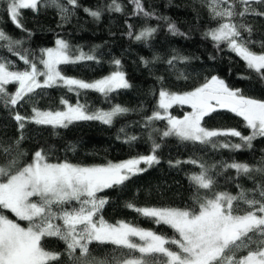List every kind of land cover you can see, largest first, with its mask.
<instances>
[{
    "label": "snow or ice",
    "instance_id": "obj_1",
    "mask_svg": "<svg viewBox=\"0 0 264 264\" xmlns=\"http://www.w3.org/2000/svg\"><path fill=\"white\" fill-rule=\"evenodd\" d=\"M129 2L133 5V14L136 16L165 21L168 19L157 17L154 12L146 10L142 0ZM201 2L208 5L214 19L221 20L218 27L206 31L204 37L211 39L217 48L222 43L226 44L231 52L246 63L247 68L264 80V51L258 53L249 47L250 44L257 43L251 40L252 30L249 26L237 25L231 20L234 15L264 17V12L252 7L254 4L264 5V0ZM237 2L241 5L240 11L234 7ZM0 4L14 25L22 31L27 30L21 23V10L36 12L38 6H55L61 18L68 19L80 7L78 0H66L64 3L61 0H0ZM224 4L228 6L222 8L221 5ZM107 8L108 11H123L118 0H111ZM83 10L97 20L102 14L100 8ZM241 30L248 33L247 38L242 35ZM156 31L155 27H144L138 34L129 35L136 41H146ZM168 31L173 35H185L175 24H169ZM28 34L31 35L30 32ZM55 43L56 47L41 49L39 57L29 59L28 50L24 53L15 51L16 47L22 46L23 41L13 39L0 29V47H6L9 52L18 55L26 66L24 70H14L15 65L0 58V104L6 108H15L21 101L26 103L34 95H43L37 89L66 88L68 92H75L78 97L81 95L80 90H93L107 98L111 93L131 86L125 74L119 70L121 61L118 59L113 61L116 70L99 80L85 82L66 77L60 65L85 60L99 63V58L95 49L87 53L77 49L73 54L66 41L57 39ZM260 47L264 49V42H260ZM187 59L176 55L167 60V63L174 67V61L184 62ZM149 63L151 62L144 61L146 67ZM40 77L44 79L41 81ZM177 79L187 80L188 77L180 73ZM158 80L162 82L163 78L158 77ZM9 84L17 85L15 92H8L6 85ZM61 104L64 106L62 110L33 107L31 116L15 112L13 118L22 131L25 123L67 128L75 122L95 120L111 125L114 117L129 111L120 105H114L109 111L90 112L86 105L78 102L73 105L63 98ZM175 104L187 105L191 111L178 119L169 112ZM220 109L242 117L251 134L244 136L235 129L210 130L202 126L205 116ZM154 120L167 122L166 129L162 132L163 137L175 136L181 141L229 150H239L242 145L213 138L239 137L243 145L251 148L254 139L264 137V100L245 97L239 89H231L224 80L213 76L206 78L203 84L193 90L183 93L170 92L161 87L156 109L146 118L145 127L151 126ZM120 131L123 132L124 129L121 128ZM22 139L23 135L16 140L17 146ZM135 139L137 138L133 136L125 142ZM159 147L153 141L149 155L92 166L68 161L53 163L50 162L48 153L39 149L33 154L32 161L22 167H17V164L23 153L17 152L13 156L12 149L3 148L7 160L0 165V264H65L60 260L61 255L70 258L72 264H109L107 260L93 257L89 246L94 242L97 245H113L120 250V257L115 260V264H264V186L258 185L251 190L258 193L259 199L255 195L249 197L243 188L238 195L217 191L214 187L215 178L210 175L215 165L210 169L202 162L187 161L201 169L189 177L195 190L191 207H138L132 203L125 205L152 223L169 227L176 235L168 237L125 221L113 224L104 219L101 213L108 201L98 193L123 185L131 176L158 164L160 161L155 152ZM179 163L181 162H176L177 165ZM141 164L146 167L141 168ZM229 168L236 170L237 178L243 175L254 179L251 175L253 173L264 175V161L258 167L235 160L221 163L222 170ZM237 187H240L239 184ZM240 202L247 206L242 213ZM4 210L10 211L17 219H10ZM19 221H26L27 226H22ZM46 237H57L63 241L66 245L65 252L47 250L46 245L42 244ZM241 250H246V254L237 255Z\"/></svg>",
    "mask_w": 264,
    "mask_h": 264
},
{
    "label": "trees",
    "instance_id": "obj_2",
    "mask_svg": "<svg viewBox=\"0 0 264 264\" xmlns=\"http://www.w3.org/2000/svg\"><path fill=\"white\" fill-rule=\"evenodd\" d=\"M64 2L66 0H61V3ZM110 3L111 0H78L80 7L68 19H62L55 6H38L36 12L21 10V23L27 31L17 28L0 4V29L13 39L23 41L22 46L15 48L17 53L28 50L29 59H33L39 57L41 49L51 47L57 38H62L68 42L71 51L82 49L89 52L95 49L99 58V63L85 60L60 65L63 75L93 82L116 70L113 61L118 59L121 61L119 70L131 85L127 89L111 93L107 98L93 90H80L81 95L78 97L75 92H68L66 88L37 89L43 95H34L26 103L21 101L15 108H6L0 104V165L7 160L3 148L12 149L13 156L17 152L23 153L17 167L31 162L33 154L39 149L48 153L50 162L68 161L90 166L149 155L154 141L160 145L155 152L160 161L158 164L131 176L123 185L105 189L98 195L107 198L108 202L101 213L107 222L114 224L125 221L168 237L176 235L172 229L152 223L125 205L132 203L138 207H191L195 190L189 177L201 169L187 161L202 162L210 169L215 165L210 175L215 178L214 187L217 191L238 195L243 188L249 197L255 195L259 199L258 193L251 190L258 185L264 186V175L253 173L251 175L254 179L243 175L237 178L235 169L222 170L221 163L235 160L254 167L260 166L264 161V137L254 139L251 148L243 145L239 137H214V140H230L242 147L239 150L213 149L198 142L181 141L175 136L163 137L162 132L167 125L164 120H154L151 126L145 127L146 118L156 109L161 87L170 92L183 93L203 84L206 78L216 76L224 80L229 88L239 89L241 95L264 100V80L247 68L246 63L231 52L226 44L222 43L217 48L211 39L204 37L203 34L218 27L221 20L214 19L208 5L201 0H142L146 10L154 12L157 17H167V21L134 15L133 5L129 0H118L122 5V12L108 11ZM227 6L221 5L222 8ZM234 7L237 11L242 10L238 2ZM252 7L264 12V5L254 4ZM83 8L102 9L99 20L91 17ZM231 20L237 25L249 26L252 30L251 40L257 42L249 47L258 53L264 51L260 47V42H264V17L234 15ZM169 24H175L185 35H173L168 31ZM144 27H155L157 31L146 41H136L130 37L129 33L134 36ZM241 31L247 38L248 33ZM176 55L188 59L184 62L174 61V67L170 66L167 60ZM156 57L159 59H155ZM0 58L15 65L14 70H24L26 67L19 56L9 52L6 47H0ZM146 60L151 62L147 67L144 64ZM180 73L188 79H177ZM158 77H162L163 81L158 80ZM6 88L9 93H13L17 85L9 84ZM62 98L71 104L78 102L86 105L90 112L110 110L114 105H120L129 111L114 117L111 125L93 120L75 122L67 128L25 123L22 131L18 129L13 118L15 112L27 117L32 115L33 107L62 110ZM190 111L187 105L179 104L169 109L170 114L178 119H182ZM245 123L242 117L220 109L205 116L202 126L210 130L235 129L248 136L251 130L245 127ZM121 128L124 129L123 132L120 131ZM153 128L156 130L153 131ZM21 135L23 139L17 146L16 140ZM133 136L137 139L125 142ZM177 161L181 163L177 165ZM246 209L247 206L240 202L241 213ZM4 212L10 219H17L10 211ZM19 222L27 226L26 221ZM42 244L53 252L64 253L66 249L64 242L57 237H46ZM89 247L93 257L107 260L109 264H115V260L120 257V250L113 245H97L94 242ZM245 254L246 250H241L237 255ZM60 260L65 264H72L66 255H61Z\"/></svg>",
    "mask_w": 264,
    "mask_h": 264
},
{
    "label": "rangeland",
    "instance_id": "obj_3",
    "mask_svg": "<svg viewBox=\"0 0 264 264\" xmlns=\"http://www.w3.org/2000/svg\"><path fill=\"white\" fill-rule=\"evenodd\" d=\"M57 39H62V38H57ZM57 39H56V40H57ZM56 40H55V42H56ZM62 40H64V39H62ZM64 41H66V40H64ZM55 42H54V44H53L51 47H49V48L56 47V43H55ZM66 42H67V41H66ZM67 43H68V42H67ZM75 52H76V51H72L73 54H75ZM84 52H85V51H84ZM86 53H87V52H86ZM109 75H110V74H109ZM105 77H106V76H105ZM39 79L42 81L44 78H43V77H40ZM73 105H75V104H73ZM110 110H111V109H110ZM103 111H109V110H103ZM32 114H33V113H32ZM127 160H128V159H127ZM123 161H126V160H123ZM119 162H122V161H119ZM53 163H54V162H53ZM114 163H115V162H114ZM90 166H92V165H90ZM144 166H145V165H143V164L140 165L141 168H143ZM33 199H34V198H33ZM21 225H22V224H21ZM22 226H23V225H22ZM134 239H135V238H134Z\"/></svg>",
    "mask_w": 264,
    "mask_h": 264
}]
</instances>
